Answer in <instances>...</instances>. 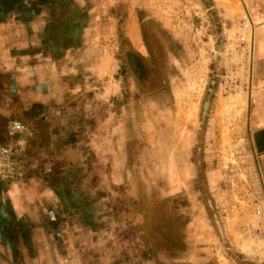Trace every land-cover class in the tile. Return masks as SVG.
Listing matches in <instances>:
<instances>
[{"label":"rangeland","instance_id":"obj_1","mask_svg":"<svg viewBox=\"0 0 264 264\" xmlns=\"http://www.w3.org/2000/svg\"><path fill=\"white\" fill-rule=\"evenodd\" d=\"M230 5L56 0L35 43L17 44L19 29L0 42V180L54 190L49 211L71 217L83 258L126 249L129 264H264L245 122L250 44L245 12ZM9 119L23 130L6 134ZM171 197L183 225L160 204ZM151 218L181 241L158 238L142 257L139 226Z\"/></svg>","mask_w":264,"mask_h":264},{"label":"crops","instance_id":"obj_2","mask_svg":"<svg viewBox=\"0 0 264 264\" xmlns=\"http://www.w3.org/2000/svg\"><path fill=\"white\" fill-rule=\"evenodd\" d=\"M55 1L0 0V42L21 33L17 44L35 43L39 29L48 26L45 15ZM237 1L255 23L249 39L245 122L264 195V0ZM230 7L235 9L236 0ZM13 29L19 35L12 36ZM57 197L42 179L0 180V264H88L77 247L79 231L71 217L49 211L60 206Z\"/></svg>","mask_w":264,"mask_h":264},{"label":"trees","instance_id":"obj_3","mask_svg":"<svg viewBox=\"0 0 264 264\" xmlns=\"http://www.w3.org/2000/svg\"><path fill=\"white\" fill-rule=\"evenodd\" d=\"M138 67V66H137ZM138 77L142 78L144 77L143 74V70L141 68V66H139L138 68ZM143 90V89H142ZM143 92L145 94H149L150 92H152V90H143ZM151 94V93H150ZM77 134L74 131L68 132L67 136H65L64 141L69 144L72 145L74 142H76L77 140L74 138ZM72 137V138H71ZM179 199V198H178ZM176 197H171L167 200H165L164 202H161L160 204H162L164 207L167 206V203H171V205L168 206V208L170 209L171 213L176 215V218L180 219L182 225L185 224L187 222V219H185L184 217L181 216V212H178L179 208L177 207V205L184 206L183 205V201H177L178 200ZM146 212L147 213H153L154 210L151 209L147 204H144ZM113 218L116 222H120V215L119 213H114L113 214ZM157 222L153 223L154 219L151 218L150 223H147L148 221H146V219L144 220L143 223V229L142 226L140 225V229H141V234L139 236V239L142 242V248L141 251L139 253L140 256L142 257H147L148 255V251L151 250L152 246L150 247L148 244H152V243H156L159 239L158 238H163V239H168L170 238L171 241L174 244H178L179 243V239H180V235L175 234L173 232V230L170 228L171 226H169L168 231L165 230L166 225H162L163 220L160 218H156ZM139 229V230H140ZM164 232L167 233L168 235L165 236ZM181 241V239H180ZM144 246V247H143ZM126 249H120L119 251L115 252V253H111L110 255H108V257L105 258L104 254L101 253V250L96 249L94 251H91V254L88 257V264H129V260L127 258V253H126Z\"/></svg>","mask_w":264,"mask_h":264},{"label":"built area","instance_id":"obj_4","mask_svg":"<svg viewBox=\"0 0 264 264\" xmlns=\"http://www.w3.org/2000/svg\"><path fill=\"white\" fill-rule=\"evenodd\" d=\"M241 17L243 18V21L240 26V30L245 34H247L248 38L250 39L251 32L253 30V24L255 23L253 22L252 18H250L246 13H244ZM22 130H23V126L19 121L14 119H9L6 122V134L10 136H14L17 133H20ZM7 150L8 149H2V152H5Z\"/></svg>","mask_w":264,"mask_h":264},{"label":"flooded vegetation","instance_id":"obj_5","mask_svg":"<svg viewBox=\"0 0 264 264\" xmlns=\"http://www.w3.org/2000/svg\"><path fill=\"white\" fill-rule=\"evenodd\" d=\"M131 65H133V69H137V64H134L135 61H129Z\"/></svg>","mask_w":264,"mask_h":264},{"label":"bare ground","instance_id":"obj_6","mask_svg":"<svg viewBox=\"0 0 264 264\" xmlns=\"http://www.w3.org/2000/svg\"><path fill=\"white\" fill-rule=\"evenodd\" d=\"M242 32V31H241ZM249 42H250V40H249Z\"/></svg>","mask_w":264,"mask_h":264}]
</instances>
